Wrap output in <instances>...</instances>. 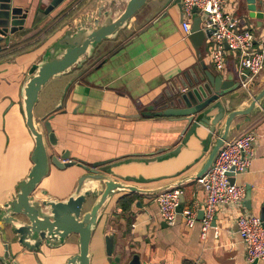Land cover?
Returning <instances> with one entry per match:
<instances>
[{"label": "crops", "instance_id": "obj_1", "mask_svg": "<svg viewBox=\"0 0 264 264\" xmlns=\"http://www.w3.org/2000/svg\"><path fill=\"white\" fill-rule=\"evenodd\" d=\"M128 1L65 0L46 13L51 0H13V5L26 9L28 16L23 29L0 41V207L14 197L18 183L27 178L33 166L35 139L24 110V89L32 65L42 60L48 47L73 22L92 16L102 5L113 7L114 17H118ZM223 6L239 27H250L256 32L257 45H264V25L259 27V20L250 16L247 0H224ZM185 21L192 26V16H186ZM211 49L209 38L201 46L193 44L177 5L148 0L117 37L103 40L81 65L51 78L39 93L34 109L36 122L42 128L44 120L50 119L57 134L55 146L47 138L48 153L62 155L68 150L69 159L77 163L65 168L50 163L36 196L46 198L47 191L51 199L65 200L76 194L79 178L86 173L79 160L93 163L111 159L112 164H119L112 167L117 175L131 177L127 179L129 184L146 190L196 174L210 153L202 145L208 130L201 127L178 154L145 163L139 159L173 150L183 141L180 133L184 123L142 113L150 106L154 107L152 111L160 110L167 100H162L166 92L191 71L204 72L201 61L213 73L241 83L244 76L239 74L237 53L227 49L225 67L218 70L211 59ZM52 82L58 89L50 98L49 92H44ZM263 88L264 69L248 87L240 84L231 95L232 109L247 108ZM237 93L241 99H236ZM247 120L239 128L236 124L241 120H235L228 134L232 139L250 128L259 134L249 169L236 177V183L246 187L245 198L237 204L218 206L216 222L206 238L202 237L200 221L193 227L185 225L182 215L174 225L163 221L156 193L127 192L124 194L134 197L129 209L118 205V195L101 210L90 243L91 264H118L114 257L119 253L120 264H127L135 253L140 255L142 264H185L189 260L198 264H252L246 259L237 219L243 214L260 216L264 201V99ZM224 125L225 120L218 130L222 131ZM92 187L87 181L82 192ZM181 187L185 203L201 207L205 204L207 193L201 181L192 180ZM248 191L251 208L246 200ZM97 199L94 197L85 211H90ZM109 235L115 238L111 256L106 243ZM73 241L75 253L67 249ZM9 242L12 250L8 264H66L80 249L78 235H71L57 246L43 244L39 250L23 247L13 238ZM4 250L0 233V264H7L1 259ZM256 264H264V260Z\"/></svg>", "mask_w": 264, "mask_h": 264}, {"label": "water", "instance_id": "obj_2", "mask_svg": "<svg viewBox=\"0 0 264 264\" xmlns=\"http://www.w3.org/2000/svg\"><path fill=\"white\" fill-rule=\"evenodd\" d=\"M65 0H51L46 8V13L53 11ZM104 1V0H103ZM148 0H129L120 10L121 14L114 17L113 7L102 5L92 16H83L79 21L73 22L65 33L56 39L47 49L42 60L34 63L30 69V77L24 89V110L29 130L35 139V148L32 153L33 166L26 179L21 180L16 187V194L4 207H0V233L5 242V250L1 259L8 264L11 258V243L13 238L18 244L30 250H39L43 244L57 246L63 244L71 235L79 236V252L71 256L66 264H91L90 243L93 231L98 223L99 215L104 206L116 196L121 198L124 193H156L183 186L192 180H199L211 168L221 146L229 139L228 134L235 120L236 127H241L248 121L251 114L257 110L264 99V88L251 100L245 109H232L231 95L240 87V82L235 78H224L223 74H215L201 61L204 72L191 71L188 76L181 79L166 92L167 99L160 110L148 107L142 115H155L168 117L171 120L183 122L180 137L183 141L173 150L161 151L159 154L140 158L139 161L151 163L172 157L180 152L182 147L195 135L201 127L208 130L202 140L204 151H210L202 168L194 175L178 179L157 189L146 190L136 185L129 184L127 179L117 175L112 167L118 163L109 160H100L93 163L79 160L86 173L79 178L76 194L65 200H54L45 191L46 198L36 195V189L48 174L50 163L59 168H65L77 163L69 159V151L62 155L48 153L47 138L53 146L57 145L58 137L53 130L50 119L44 120L42 128L36 122L34 109L39 99V93L49 80L70 70L75 65H81L86 55H91L103 40L117 37L120 30L126 25ZM248 9L252 18L258 19V26L264 25V0H247ZM167 3L177 5L184 21L183 3L181 0H166ZM192 26L189 31L190 38L195 46H201L206 38L212 36V29L202 27L207 18V13L199 15L198 8L194 7ZM97 15V16H96ZM28 11L20 6L13 5V0H0V41L9 34H14L23 29ZM229 49V46L226 45ZM248 72V71H247ZM253 91V90H252ZM236 99L242 95L237 93ZM225 120L224 129L218 126ZM216 141L213 144V140ZM213 144V145H212ZM140 181L144 178L140 177ZM90 181L93 189L82 192L84 184ZM231 181L236 177L231 173ZM98 197L90 211H85L90 201ZM247 205L249 208L251 192H247ZM186 202L185 195L181 196L178 211L181 212ZM141 204V203H139ZM201 209L199 218H203ZM260 217L264 221V201H262ZM216 220L214 221L215 224ZM107 252L111 256L115 246L113 235L106 237ZM122 253L114 257V261L121 263ZM254 262L253 264H256ZM14 264H17L15 261ZM127 264H142L141 257L135 253Z\"/></svg>", "mask_w": 264, "mask_h": 264}, {"label": "built area", "instance_id": "obj_3", "mask_svg": "<svg viewBox=\"0 0 264 264\" xmlns=\"http://www.w3.org/2000/svg\"><path fill=\"white\" fill-rule=\"evenodd\" d=\"M183 3V27L189 32L191 23L185 21L186 16L193 15V8L198 12H206L207 18L202 23L204 29H212L209 38L212 43L211 59L218 70L225 67V53L234 50L238 55L239 74L244 76L242 86L248 87L264 69V45H257L256 32L250 27H239L237 20L224 10V0H181ZM248 71V72H247ZM259 134L254 129H247L237 137L225 140L209 169L199 181L207 193L205 204L201 207L196 203H184L181 212L178 207L184 189L175 187L159 192L157 202L160 216L168 225H174L178 216L182 215L185 225L193 227L198 221L202 225V237L206 238L208 230L216 220V211L219 205L237 204L246 195L244 184L231 181V173L235 177L245 173L255 156V141ZM204 211L203 218H199L200 210ZM238 232L246 247V259L250 263L264 260V221L254 214H243L237 219ZM185 264H198L189 260Z\"/></svg>", "mask_w": 264, "mask_h": 264}, {"label": "rangeland", "instance_id": "obj_4", "mask_svg": "<svg viewBox=\"0 0 264 264\" xmlns=\"http://www.w3.org/2000/svg\"><path fill=\"white\" fill-rule=\"evenodd\" d=\"M104 43H105L104 45H106V42H104ZM101 47H103V46H101ZM100 50H101V48H100ZM97 51L99 52V50H97ZM230 51H233L234 52V50H230ZM57 89H58V85H55V82H52L51 84L48 85V88H46L44 94L47 93V92H49V96L51 98V97H53V93L52 92H54ZM74 245H76V241H73V242H71L69 244V246L67 247V249H68L69 252H72V253H75L76 252V248H75Z\"/></svg>", "mask_w": 264, "mask_h": 264}, {"label": "trees", "instance_id": "obj_5", "mask_svg": "<svg viewBox=\"0 0 264 264\" xmlns=\"http://www.w3.org/2000/svg\"><path fill=\"white\" fill-rule=\"evenodd\" d=\"M73 15V12L70 16ZM134 202V197L131 196V194H125L122 196L119 201L118 205L123 208V210H127L131 207V204Z\"/></svg>", "mask_w": 264, "mask_h": 264}]
</instances>
